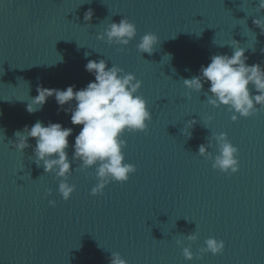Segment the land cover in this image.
Wrapping results in <instances>:
<instances>
[{
    "label": "water",
    "instance_id": "obj_1",
    "mask_svg": "<svg viewBox=\"0 0 264 264\" xmlns=\"http://www.w3.org/2000/svg\"><path fill=\"white\" fill-rule=\"evenodd\" d=\"M258 6V0H0V264H110L111 253L128 264H264V109L233 122L227 107L208 103V84L201 93L183 84L211 56H231L235 41L255 48L245 53L249 65L264 67V34L253 23L264 19ZM125 17L138 36L121 52L98 35ZM148 33L160 39L152 55L137 49ZM100 59L143 82L140 95L153 120L147 134L124 136L126 162L138 169L130 182H111L92 196L94 170L74 171L68 182L76 191L65 202L57 177L33 160L35 139L22 153L13 147L15 133L37 121L73 128L71 160L82 126L72 125L54 97L35 114L27 105L39 85L86 87L95 77L85 66ZM193 119L198 123L186 138ZM219 133L239 149L235 175L214 170L198 154ZM190 234L197 241H188ZM209 238L224 241L225 251L201 260ZM184 247L196 259L187 261Z\"/></svg>",
    "mask_w": 264,
    "mask_h": 264
},
{
    "label": "clouds",
    "instance_id": "obj_2",
    "mask_svg": "<svg viewBox=\"0 0 264 264\" xmlns=\"http://www.w3.org/2000/svg\"><path fill=\"white\" fill-rule=\"evenodd\" d=\"M258 12L264 13V0H258ZM91 13V15H90ZM93 13L85 14L84 19L91 21ZM255 26L264 34V19H255ZM138 36L137 26L128 18L119 23H110L98 35V39L108 45L119 46L121 52ZM235 41V40H234ZM160 44L156 34L148 33L140 38L137 49L141 54H154ZM219 46H223L218 44ZM234 51L231 56L213 55L207 66H201L200 74L191 79H183L184 86L190 91L201 93L205 84H208L207 101L215 107H227L234 114L232 121L238 122L242 118H251L264 109V67L260 64L247 63L246 51L248 48L235 41L231 44ZM264 53V49L261 50ZM170 59V56H168ZM85 70L95 79L86 87L77 90L69 86L65 90L37 87V95L27 105L29 114L41 111L49 98H55L61 110L71 115L74 126H82L75 136L72 158L69 159V138L73 135V128H66L60 123L49 122L47 126L37 121L31 127L25 126L23 131L15 133L16 142L13 147L22 152L30 147L29 138L35 139L33 160L39 167H43L46 174H54L59 182V194L65 202L70 201L76 186L68 182L74 171L87 172L94 170L97 184L92 188V196L103 195L105 188L111 182L123 185L138 171L134 164L126 162L125 149L126 133L147 134L149 124L153 120L148 101L140 95L143 82L132 73L112 65L108 66L105 59L89 60ZM255 93V94H254ZM65 106H68L65 108ZM212 118L203 121V126L209 128ZM198 123L189 120L183 129L186 138H190L192 130ZM212 141L201 144L198 154L212 161L214 170L228 176L240 171L239 149L233 145L226 133L212 136ZM215 148L217 153L209 149ZM74 162L78 167L73 169ZM49 195L51 191L49 190ZM56 207L55 201H50ZM188 241L195 242V234L187 236ZM177 244L183 246L182 240ZM206 247L201 248L200 259L203 254L221 255L226 245L224 241L209 238L205 241ZM183 255L187 261L196 259L191 248L184 247ZM110 264H128L119 253H111Z\"/></svg>",
    "mask_w": 264,
    "mask_h": 264
},
{
    "label": "snow or ice",
    "instance_id": "obj_3",
    "mask_svg": "<svg viewBox=\"0 0 264 264\" xmlns=\"http://www.w3.org/2000/svg\"><path fill=\"white\" fill-rule=\"evenodd\" d=\"M130 20V19H129ZM137 134H140V133H135V134H131V135H137Z\"/></svg>",
    "mask_w": 264,
    "mask_h": 264
}]
</instances>
